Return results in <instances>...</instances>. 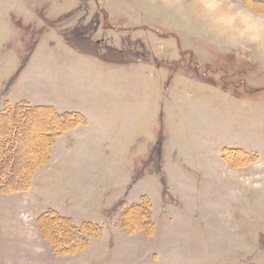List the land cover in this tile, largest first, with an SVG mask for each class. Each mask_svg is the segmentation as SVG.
I'll list each match as a JSON object with an SVG mask.
<instances>
[{
  "label": "rangeland",
  "instance_id": "obj_1",
  "mask_svg": "<svg viewBox=\"0 0 264 264\" xmlns=\"http://www.w3.org/2000/svg\"><path fill=\"white\" fill-rule=\"evenodd\" d=\"M200 2L0 0V107L50 112L25 127L50 122L56 171L0 194V264H264V188L239 179L264 174V52L218 47ZM28 137L0 140L23 159L11 184ZM51 211L75 247L55 248Z\"/></svg>",
  "mask_w": 264,
  "mask_h": 264
},
{
  "label": "trees",
  "instance_id": "obj_2",
  "mask_svg": "<svg viewBox=\"0 0 264 264\" xmlns=\"http://www.w3.org/2000/svg\"><path fill=\"white\" fill-rule=\"evenodd\" d=\"M41 112H44V113H42L44 117L52 118V115L50 114V112H48L47 109L42 108V107H34L33 109H30V110H23L22 108L16 107L15 110L9 111L7 109V111L0 114V140L2 142H3V139H8L10 141L9 144H6V149H8L11 146V144H15V145H16V143L19 144L21 141V138H23V136L25 137L27 135H30V137H28L29 140L34 139L33 141H36V144L38 143V139H40V137H42L43 139L41 138V140H43L45 142V144L48 143L49 147H50L51 139L49 137H51L53 135V131H51L52 128H51V124L49 121L46 120L45 121L46 123H44V122L39 123V124H46L48 126V127H45L44 129H41V128L37 129V128H31V127L29 128L27 126L25 127V124L29 125L28 124L29 119L27 118L28 116L31 117L33 115L34 116L37 114L39 115V113H41ZM19 113L21 114V116L19 115ZM52 114L55 116L54 117L55 120H56V118H58V119L62 120L63 122H65V120L67 121V118H72V117H70V115L61 116L60 114H55V113H52ZM40 117H42V116H40ZM69 121H70V119H69ZM69 121H68V123L65 122V124H57V127L54 130V133H56V132L60 133L62 128H67V127L74 125V121L71 123H69ZM55 122H57V121H55ZM36 130H38V131H36ZM48 131H51L52 133H49L46 135V132H48ZM31 135H32V137H31ZM37 135L38 136L40 135V137L38 138ZM30 138H32V139H30ZM37 145H39V144H37ZM16 146H14L15 150H14L13 156H11V157L6 156V155L3 156L2 155L3 152L0 149V190L3 192H13V191L25 190L31 184L30 180H31V174H32L33 170L35 171V169H37L39 166L48 163V153L47 152H49L48 149H50V148L48 147L46 152H45L44 147H43L44 149L42 148L43 150L42 149L40 150V147L38 148L39 150L37 148H35V150H36L35 152H37V157L39 155H41L43 152H44L45 156H43V158L40 160L38 165H33L29 169L25 166L26 172L27 173L30 172V173L26 176H23V178L18 182V184L9 183L7 175H12V176L16 175V177H17L18 176L17 171H15V169L18 168L19 162H21L23 160V159H21V156H17V155H19L20 148H18L16 150ZM41 146H42V144H41ZM21 149L24 150V148H21ZM22 153L23 152L21 151V154ZM1 161H2V163H1ZM142 198H144V197H142ZM44 217L49 219L51 222L53 221L52 223L55 222L57 224H62V225H59L60 235L57 234L59 236L58 240H59V238L61 240H63L64 244L62 245V247H60L57 244L58 241L56 239H55L56 240L55 241L52 238V240L54 242L53 244L58 251H62L65 247L66 248L75 247L81 241L80 233L79 234L75 233L76 231H74V229H72L74 227H73V225H71L73 223V221L71 219L66 218L64 216L57 215L55 212H52V211L48 212L46 215H44ZM47 224H49V223L47 222ZM47 224L41 223V225H42V227L46 233H48V225ZM83 229L87 230V228H83ZM70 230L73 233H70L71 232ZM79 231L80 230H78V232ZM53 233H55V232H53ZM71 239L73 240L72 241L73 246L72 245L68 246Z\"/></svg>",
  "mask_w": 264,
  "mask_h": 264
},
{
  "label": "clouds",
  "instance_id": "obj_3",
  "mask_svg": "<svg viewBox=\"0 0 264 264\" xmlns=\"http://www.w3.org/2000/svg\"><path fill=\"white\" fill-rule=\"evenodd\" d=\"M200 8L218 47L242 52L255 47L264 52V10L245 4L243 0H201ZM239 179L251 188H264V174Z\"/></svg>",
  "mask_w": 264,
  "mask_h": 264
},
{
  "label": "crops",
  "instance_id": "obj_4",
  "mask_svg": "<svg viewBox=\"0 0 264 264\" xmlns=\"http://www.w3.org/2000/svg\"><path fill=\"white\" fill-rule=\"evenodd\" d=\"M6 101H8V100L6 99ZM20 102H28V101L27 100H21ZM2 103H4V105H3L2 108L0 107V114L4 113L7 110V106L6 105L9 104L7 102L5 103L4 99L2 100L1 104ZM87 124H88V121H87ZM76 163L77 162H75V161H69V162H66L65 165H66V167H70L71 165H75ZM47 164L48 163L42 165L40 168L39 167L37 168L35 174L33 175V178H32V181H31V184H30L29 188H27L25 190H21V191H15V193H12V194L22 193V194H24L25 198H26L27 195H29L31 197L37 191L38 186L40 184L47 183L50 179H52L50 177L51 175H49V174H51L52 172L56 173L54 167H52L51 164H48V165ZM0 194L1 195H7V192H3V191L0 190ZM11 195H8V196H11ZM142 196L144 197L146 195H142ZM46 208L56 209L62 215L67 216V215H65L66 213L60 211L59 209H57V207H46ZM68 217H72L75 220V216H70L69 215ZM78 221H80V220H78ZM155 228H156V230L158 229V225L156 223H155Z\"/></svg>",
  "mask_w": 264,
  "mask_h": 264
},
{
  "label": "bare ground",
  "instance_id": "obj_5",
  "mask_svg": "<svg viewBox=\"0 0 264 264\" xmlns=\"http://www.w3.org/2000/svg\"><path fill=\"white\" fill-rule=\"evenodd\" d=\"M44 123H46L45 121H44ZM45 127H48L46 124H35V126L33 125V127L32 128H41V129H44ZM36 131H38V130H36ZM34 136V135H33ZM38 136V135H37ZM31 137H32V135H31ZM40 137V135L38 136V138ZM37 138V137H36ZM41 138L42 137H40V139L39 140H41ZM29 139V138H28ZM30 139H32V138H30ZM43 139V138H42ZM34 140V139H33ZM42 142H44L43 140H41ZM39 142V141H38ZM42 142H40V143H42ZM45 143V142H44ZM33 144V143H32ZM34 144L36 145V148L38 149L39 147H41V149H42V146H41V144L38 146L37 144H39V143H37L36 144V141H34ZM30 145H31V143H30ZM44 145V144H43ZM24 146V145H23ZM32 146V145H31ZM39 150V149H38ZM43 150V149H42ZM43 158V156L41 155H39L38 157H37V155L34 157V160H35V162H34V164L33 165H35V164H37L41 159ZM31 161H33V159L32 160H29V162L31 163ZM32 165V166H33ZM31 166V167H32ZM46 219V222H50V220L49 219H47V218H45Z\"/></svg>",
  "mask_w": 264,
  "mask_h": 264
}]
</instances>
